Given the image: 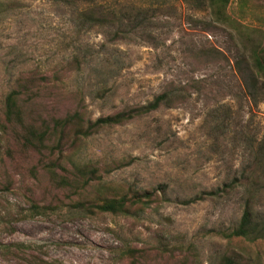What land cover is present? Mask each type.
<instances>
[{
	"label": "rangeland",
	"instance_id": "374dc122",
	"mask_svg": "<svg viewBox=\"0 0 264 264\" xmlns=\"http://www.w3.org/2000/svg\"><path fill=\"white\" fill-rule=\"evenodd\" d=\"M92 5L117 22L83 26L79 13ZM226 15L232 26L206 31L209 10L190 0H0V264H129L128 250L139 264H215L232 252L264 264V242L222 236L240 217L242 192L181 204L238 177L264 142V82L253 103L235 69L242 52L264 48V0H230ZM18 77L37 92L25 105L34 119L81 105L94 121L144 105L168 85L184 87L186 100L65 141L80 163L136 159L104 176V190L98 182L70 188L51 180L47 151L24 148L4 124L3 101ZM158 185L169 201L139 217L78 205ZM259 202L264 211V192Z\"/></svg>",
	"mask_w": 264,
	"mask_h": 264
},
{
	"label": "trees",
	"instance_id": "16d2710c",
	"mask_svg": "<svg viewBox=\"0 0 264 264\" xmlns=\"http://www.w3.org/2000/svg\"><path fill=\"white\" fill-rule=\"evenodd\" d=\"M66 5L86 4L91 0H50ZM189 1V0H186ZM196 9H208L211 21L205 23L204 30L210 31L215 26H232L226 9L230 0H190ZM83 26H104L117 22V17L100 5H92L79 13ZM196 24L199 21H194ZM117 38L122 35L116 33ZM207 55V53H205ZM79 65V61L74 59ZM235 69L242 82L247 96L253 103L257 102L260 81L264 82V48H250L242 52L235 63ZM32 83L24 78L15 80L14 88L9 91L3 101L2 118L6 128L17 132L20 144L41 155L48 152V164L45 169L51 180L64 187L91 186L94 182L101 183L104 176L113 170L127 167L136 159L113 162L112 166L99 167L97 163H80L73 153H67L64 142L73 139H86L98 130L124 125L134 119L142 118L162 108L172 109L186 100V89L168 85L153 99L144 105L125 107L117 112L94 121L86 117L81 105L76 110L62 117L51 115L48 119L37 117L26 110V103L36 102L38 95L33 91ZM79 103H83L80 93L76 94ZM37 116H40L37 114ZM52 144V145H51ZM57 154V155H56ZM264 178V142L261 143L253 156L251 164L243 169L238 177L230 182L208 191H202L192 198L181 201L183 205H191L206 200H219L234 192H242L241 214L237 223L222 233L225 239H241L250 243L264 242V211L260 208L259 198L264 192L260 181ZM106 186V185H105ZM103 183L101 189L106 187ZM166 185H158L148 189L128 187L114 196L100 197L97 203L78 205L85 210H95L115 216L139 217L146 209L158 202H168ZM135 250H128L129 264H139ZM215 264H253L252 258L242 252L222 254Z\"/></svg>",
	"mask_w": 264,
	"mask_h": 264
}]
</instances>
